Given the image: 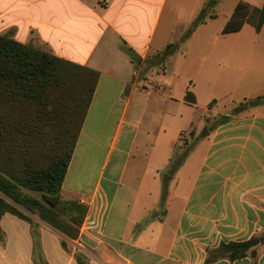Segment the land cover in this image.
<instances>
[{
	"label": "crops",
	"instance_id": "1",
	"mask_svg": "<svg viewBox=\"0 0 264 264\" xmlns=\"http://www.w3.org/2000/svg\"><path fill=\"white\" fill-rule=\"evenodd\" d=\"M240 1L264 5L236 0L235 7ZM168 2L0 0V35L100 73L62 190L65 199L88 205L79 238L69 239L39 217L32 225L7 213L0 264H38V257L48 264H207L208 250L264 234V104L234 114L240 104L264 96V27L258 32L246 23L223 33L208 19L181 43L184 52L174 47L162 63L166 47L182 39L162 36L154 46ZM206 5L201 0L194 10ZM180 9L181 0H171L170 13ZM175 57L170 82L166 63ZM158 66L163 76H155ZM224 117L231 119L220 123ZM206 120L211 129L200 140ZM191 129L200 157L178 170L163 209L152 201L161 186H138L124 205L126 216L111 220L137 153L147 159L142 184L148 175L158 183ZM258 249L256 259L212 264H264V244Z\"/></svg>",
	"mask_w": 264,
	"mask_h": 264
},
{
	"label": "trees",
	"instance_id": "2",
	"mask_svg": "<svg viewBox=\"0 0 264 264\" xmlns=\"http://www.w3.org/2000/svg\"><path fill=\"white\" fill-rule=\"evenodd\" d=\"M210 7L207 4L201 10L190 35L200 24L215 18L208 14ZM246 23L260 32L264 27V5L255 7L240 1L223 33L238 32ZM129 52L138 62L134 52ZM173 53L174 45L169 44L163 51L162 63ZM99 78L97 70L61 58L46 47L0 35V232L5 214L32 225L35 219L30 214H36L69 239L79 238L88 205L65 199L62 190ZM261 104L264 96L240 104L234 114ZM230 119L224 117L220 123ZM194 135L191 129L189 136ZM186 143L175 145L167 181L184 164ZM168 193L165 189L166 199ZM62 244L66 247L65 241ZM263 244L264 234L223 243L208 250L206 263L256 259ZM37 260L38 264H48L41 257Z\"/></svg>",
	"mask_w": 264,
	"mask_h": 264
},
{
	"label": "rangeland",
	"instance_id": "3",
	"mask_svg": "<svg viewBox=\"0 0 264 264\" xmlns=\"http://www.w3.org/2000/svg\"><path fill=\"white\" fill-rule=\"evenodd\" d=\"M199 1L201 0H181L182 9H180V11L176 10L174 13H170L171 0H169L166 6V9L160 19L156 34L154 36V46H155V43H157L158 40H160L162 36H166L165 37L166 39L170 37L171 35L172 36L174 35L173 38L180 36L182 38L180 39V42L179 41L174 42L173 40L174 43L172 42V44L174 45V47H177L178 49H180L181 52H184L185 48H182L180 45L181 43L183 44V42H186V40L190 37V33H189L190 28L192 27L193 23L197 21L200 15L201 10L200 12L197 9L194 10V7L197 5ZM206 1H207V4H211L210 9H208V14L215 15V18H213V20L210 21L209 26L215 30L216 28L217 30L223 29L230 20L228 18V15H231V13L234 12L236 0H223L224 1L223 3L217 2L216 0H206ZM174 53H175V50H174ZM172 55H170L169 57H171ZM176 63H177L176 57L175 59H172V61L166 63V67L168 70L166 78L170 82H173L176 79L173 74V69L176 66ZM160 66H158V68L156 69L155 76H158V75L163 76L164 73L161 70ZM157 72L159 73L157 74ZM263 74H264V68L262 71V75ZM209 129H211V122L206 120L205 125L200 130V136H201V137L199 136L200 140H202L205 136L208 135L207 133L209 132ZM184 140L185 139L182 138V140L179 143L180 145L183 146L184 142H187L185 151H188V153L185 155L184 163L188 165L189 164L194 165L196 160L200 157V154H201L199 144H197V140L192 138L191 136H188V139L186 141ZM140 143L141 142H139V146H140ZM142 152L145 153V151H142ZM103 153L105 154L104 150H102L101 156H104ZM146 160L147 159L145 158V155L141 153H137L136 157L131 160L130 166L127 170V173L125 175V178L122 184V186L124 187L121 189L118 195V198L116 200L115 207L113 208V211L111 214V220L114 219L115 217L119 218L121 216H124V217L126 216L124 212V205L125 203L126 204L130 203L133 200V197L136 194V188H138V186H161L159 194L156 197H154L152 200V201H156L160 209L161 208L163 209V206L166 200L165 189L169 190V186H172L170 189L174 191L175 188L173 186H175V183H173V180L176 178L178 174L175 173L174 175H171L172 178L169 181L166 180L165 177L169 175V164L168 166H165L160 171L158 183L154 182L152 176L148 175L145 179V183L142 184L141 179L143 177V171L146 167L145 166ZM191 172L192 170L189 171V173ZM34 194L39 196V193H34ZM174 207H175L174 210L176 214L178 215L180 207H181V200H176ZM30 215L33 217H38V215L36 214H30ZM0 238L2 239L4 238L2 232H0Z\"/></svg>",
	"mask_w": 264,
	"mask_h": 264
},
{
	"label": "built area",
	"instance_id": "4",
	"mask_svg": "<svg viewBox=\"0 0 264 264\" xmlns=\"http://www.w3.org/2000/svg\"><path fill=\"white\" fill-rule=\"evenodd\" d=\"M101 1H106V0H101Z\"/></svg>",
	"mask_w": 264,
	"mask_h": 264
},
{
	"label": "water",
	"instance_id": "5",
	"mask_svg": "<svg viewBox=\"0 0 264 264\" xmlns=\"http://www.w3.org/2000/svg\"><path fill=\"white\" fill-rule=\"evenodd\" d=\"M208 133H209V132H208ZM208 133H207V134H208Z\"/></svg>",
	"mask_w": 264,
	"mask_h": 264
}]
</instances>
